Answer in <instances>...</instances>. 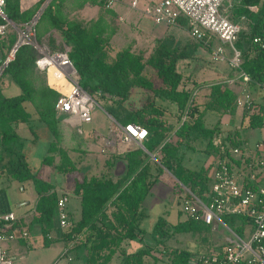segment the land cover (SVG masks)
Wrapping results in <instances>:
<instances>
[{
    "label": "trees",
    "instance_id": "trees-1",
    "mask_svg": "<svg viewBox=\"0 0 264 264\" xmlns=\"http://www.w3.org/2000/svg\"><path fill=\"white\" fill-rule=\"evenodd\" d=\"M44 1L38 0L23 8L20 0H8L6 11L19 24L30 20ZM107 2L50 0L39 18L37 37L40 41L48 37L55 50V40L58 38L47 32L56 29L70 47L62 51H67L72 58L80 75V84L94 97L95 94L103 97L107 111L120 123L136 122L148 129L143 146L111 155L105 160L104 166L100 168L95 163L96 168H92L81 163L79 154L74 157L69 149L52 141L43 161L51 164L57 154L60 156L57 170L74 173L72 193L80 198L81 204L79 218L72 221L69 229L60 228L57 218L59 192L41 176V172L33 169L17 131V126L25 123L35 133L33 121L37 120L52 127L49 114L57 111L56 101L60 92L49 86L46 70L37 64V48L24 43L17 48L0 75V177L5 175L9 179L32 180L39 198L31 211L30 220L40 223L45 244L58 240L67 245L72 242L71 249H86L88 264L108 263L115 257L119 258V264H145L147 255H152L156 261L168 260L169 264H194L195 258L207 255L211 250L219 251L227 243V240L216 243L212 239L214 224L189 216L171 223L161 214L149 231L141 225L147 215L143 202L164 167L195 193H204L211 165L199 169L189 167L184 163V153L181 152L183 146L196 148L200 142L205 152L219 155L220 141L237 146L245 141L239 130L225 132L220 122L212 127L207 126L205 115L208 110L220 115L236 113L239 106L238 89L245 84L239 75L240 69L250 74V86L256 87L258 82L264 81V0H227L223 13L241 25L235 41V46L242 54L241 68L231 66L230 70L235 73L230 77L208 81H198L193 73L185 75L178 68L181 60L195 58L200 46L210 50L195 37L196 41L182 44L171 35H166L156 40L148 54L133 49L131 44L112 54L109 47L118 26V16L112 6H107ZM87 5L96 6V14L83 16L80 11ZM178 21V24L187 25L188 19L182 16ZM257 36L262 41H255ZM17 39L18 32L12 26L6 35L0 37V68ZM6 78L18 85L19 93H5ZM202 83L209 84V91L206 93L207 99L199 102L198 90L207 85ZM163 100L175 103L176 122L167 118L168 109L162 104ZM254 102L257 111L243 107V124L262 127L264 101L260 103L255 99ZM35 112L38 113L37 120ZM53 132L56 133L54 129ZM5 155H9L8 160L3 162ZM231 157L239 172H249L250 168L251 171H257L263 182L264 165L255 160L264 157V151L258 149L255 155H249L244 162L241 157ZM261 180H244V184L256 187ZM230 218L233 220L234 216ZM224 221L229 223L227 219ZM20 223L19 219L15 226ZM229 226L239 234H244L243 226ZM177 232L202 239L203 244L195 249L174 245L170 239ZM133 239L142 241L143 246L135 251H127L124 243Z\"/></svg>",
    "mask_w": 264,
    "mask_h": 264
},
{
    "label": "built area",
    "instance_id": "built-area-1",
    "mask_svg": "<svg viewBox=\"0 0 264 264\" xmlns=\"http://www.w3.org/2000/svg\"><path fill=\"white\" fill-rule=\"evenodd\" d=\"M29 0H20L21 5ZM227 0H160L154 7L147 6L146 11L155 22L174 25L179 23V18L184 16L190 22V33L193 37L204 42L210 48L217 60H227L230 66L240 69L242 62L241 50L235 46L241 25L230 20L221 7ZM8 0H0V37L7 34L12 26L18 32L16 44L19 46L29 43L37 48L39 56L37 64L46 70L47 80L51 87L60 92L56 101V109L66 113L70 118L79 122H90L93 119V109L97 104L95 97L80 84V75L67 51L53 50L37 37L38 21L42 7L28 21L16 23L7 11ZM137 0L133 1L136 4ZM219 40L221 43L215 44ZM255 41H262L257 36ZM15 44V45H16ZM264 44V42L262 43ZM14 45V46H15ZM14 48V47H13ZM231 50V53L228 50ZM13 49L7 58L14 57ZM239 75L245 81L238 103L251 111H257L255 98L250 90V74L240 69ZM51 77L53 79H51ZM257 87L264 93V81L258 82ZM118 137L123 142H137L143 144L148 136V129L136 122L120 124ZM220 154L213 157L209 171L208 185L202 195L195 193L188 186L180 183V188L185 193L183 197V210L187 216L206 223L214 224L218 221L225 223L223 214H239L251 219L254 228L250 240L230 228L231 234L221 250H211L207 255L195 258L194 264H264V180L258 177L257 171L244 170L239 172L231 155L241 157L246 161L249 155H255L258 149L264 151V142L257 143L255 148H250L247 141L241 146L229 145L222 141ZM143 146V145H142ZM255 149V152L251 151ZM256 163L264 165V157L256 159ZM250 167L252 163L249 164ZM264 175H262L263 177ZM244 180L257 183L258 186L245 185ZM68 194H62L57 201L58 226L67 230L72 225L67 203ZM14 211L0 214V264H12L14 258L8 252L5 243L24 238L35 242L30 226L20 223ZM227 225V224H226ZM51 237L50 234H48ZM72 244V242H71ZM70 247L66 248L65 256L69 264H87L85 259L71 253ZM220 252V253H219Z\"/></svg>",
    "mask_w": 264,
    "mask_h": 264
},
{
    "label": "rangeland",
    "instance_id": "rangeland-1",
    "mask_svg": "<svg viewBox=\"0 0 264 264\" xmlns=\"http://www.w3.org/2000/svg\"><path fill=\"white\" fill-rule=\"evenodd\" d=\"M124 1L126 3L124 8L130 12L131 16L133 14L139 13V15H141L140 18L144 19L143 21L144 23H146V26L149 27L153 25L152 17L150 16V14L147 13L146 7L147 6L154 7V5L158 3L160 0H138V5L136 9L129 7V5L131 6L130 3H132L133 0H124ZM226 2L227 1H225L221 7L222 11L223 8L226 6L225 5ZM127 26L130 28V32L133 33V34L130 33L132 34L131 36L139 34V30H137L138 29L137 23L134 22L133 19L127 22ZM189 26H190V22L187 21V25L185 27H180V30H182L185 35H190ZM127 34L129 35V31H127ZM127 37L134 38V37H130V35ZM41 42L46 43L51 49L54 50L52 43L50 42V39L48 37H45ZM145 42H146V49H148L149 52L152 47L151 44L152 41L149 42L148 40H145ZM219 43H221L219 40L215 42V44H219ZM55 45L57 46L56 48L57 50H68L70 48L69 45H67L61 37H59L58 40H55ZM228 52L231 53V50L229 49ZM206 54L207 55L204 56L205 58L202 57V64H203L202 69L204 68L203 66L210 67L212 64L215 65V63H218L224 69H227L228 66L230 67V64L228 63L227 60L215 59L212 51L209 50V53L206 52ZM195 64L196 62L194 60H190L187 62V65L184 68L187 72H190V70H192L195 67L194 66ZM208 78L211 77L208 75ZM51 79L53 78L51 77ZM6 81L7 78L5 79L4 84L6 83ZM19 92L20 89L16 83H11L8 87L5 86V93L7 95H13ZM95 98L97 100V104L93 109V120L90 122H81V124L77 122L71 123L68 121L71 119L68 115H66V113L57 110L49 114L52 127L48 126L45 122L37 120L38 113L36 112L34 117L36 118L37 122L33 121L35 124L34 126L35 133L31 131L30 127L26 129V127H24L25 125H22L21 132L27 135V137L24 138V142H25L24 151L26 152L29 162L35 171H39L45 174L44 171L45 166L43 165V158L48 154L50 143L54 140L55 137H57L58 140H60V142L64 146L72 145L75 147V151H77L80 147L84 148L89 144V142L85 137L87 134H96L100 136L97 139L94 138L95 144H92L91 147L93 146L95 149H97L96 151H93L94 153L92 159V161L94 160L93 164L97 163L100 168L102 167L101 165L103 162V154H105V152L101 151V141H103L102 135L104 134L113 135L115 133L117 122L109 115V112L106 109V101L104 100V98L99 96L98 94H95ZM162 104L165 105L168 109L167 110L168 115H166L167 118L170 121L176 122V115H175V112L177 110L176 105L168 102H164ZM32 107L33 106L31 105V108ZM31 110L34 111V108H32ZM66 117L68 119H66ZM218 119H219V115L214 110H209L205 117L206 124L209 126L216 124L217 123L216 121ZM226 125L227 127L229 126V128L230 127L236 128L238 126L241 131V134L243 135L244 140L248 142L250 148H255L257 146V143L264 142V126L240 127V123L239 124L228 123ZM53 129L56 131L57 134L56 133L54 134ZM35 134L37 135V140L33 141L31 139L34 138ZM118 134L119 131H116V138L120 139L118 137ZM138 145L139 144H137V146ZM196 146H197L196 148H186L184 150L185 151L184 162L193 168L199 169L204 166L206 160L208 159L209 154L201 148L202 145L200 142H198ZM75 151H73L72 149L73 153H76ZM251 151L255 152V149H252ZM8 156L5 155L3 162H6L8 160ZM152 156L154 157V155ZM154 160H156V158H154ZM55 161L57 163L60 161V156L58 154L55 158ZM162 172L163 173L158 177L157 181L155 182L152 191L146 196L143 202V208L145 209L147 215L142 220L141 225L149 231L152 230L156 220L161 214H164L171 223H176L177 221L182 220L187 216L186 212L183 210V197H181V194H184L185 191L184 190L182 191L180 186H178L180 184L179 183L180 181L178 180V178H176V176L171 170L167 169V167H164V170ZM46 174L48 177L51 178L50 181L52 182V185L57 188L58 192L59 191L61 192L62 189L68 191L70 196L69 206L73 211H75L74 213H77L79 211L80 201L79 199H77L78 197L76 195H73L71 193L73 189V182L71 180V177L74 180V185H75L74 173L69 172L64 179V175L58 173L56 167L52 165L51 170L49 169ZM30 182H32V180ZM17 184L19 183L16 182L14 183V185L12 184L10 187L9 186L8 187L6 186L7 188L5 187L6 190L4 194L7 195V200L3 195V198L6 200L5 204L8 203V201H12V202L27 201L30 198L29 197L30 191H28L29 189L22 190V186L17 187ZM2 186L4 185H1L0 187ZM33 190H35V188ZM76 207L77 210H75ZM14 208L16 209V211H20V209L16 204H14ZM231 216H234L233 220L230 218ZM222 217L224 219H227V221L229 222L228 224H230L233 228L243 226V232H244L243 236L246 240H250L251 232L254 228V223L252 221L245 220L243 216L239 214H235V215L223 214ZM20 222L23 224L24 221L22 222V220L20 219ZM216 233L218 235L219 234L226 235V234H230V230L226 228L224 225L219 224L218 231ZM187 236L190 237L189 239L193 238L191 234L187 235L185 232H177L174 234L173 237H171L170 242L175 245H185L190 248H195L197 245L195 240L187 241L184 244L185 240H187L184 238H186ZM135 241L139 242V240H135ZM59 245L62 246V244L58 242V246ZM71 253L74 252L72 251ZM147 261L148 264H153V262H155L153 261L152 258H148ZM163 261L165 262V260ZM63 262L64 261L62 260L60 264H63Z\"/></svg>",
    "mask_w": 264,
    "mask_h": 264
},
{
    "label": "crops",
    "instance_id": "crops-1",
    "mask_svg": "<svg viewBox=\"0 0 264 264\" xmlns=\"http://www.w3.org/2000/svg\"><path fill=\"white\" fill-rule=\"evenodd\" d=\"M37 1L38 0H29L25 4H22V6H23V8H27ZM49 1L50 0L44 1V3L41 6L42 11L45 8V6L48 4ZM133 1H132V3H130L131 6L129 5V7L136 9V7L138 5V0H137L136 4H133ZM125 4L126 3L124 0H108V2H107V6H112L115 9V11L117 12V16H118L116 19V24H118V26H117L116 32L113 34V36L111 38V44L109 47L110 52L112 54H116L117 51H119L123 47L130 45V44L133 46V49L143 50L146 54H148V49H146L145 40H148L149 42L152 41L151 44L153 46L158 38L166 36V35H171L177 42L182 43V44H185L189 41L195 40L193 38V36H191L192 35L191 33H190V35H185L183 33V31L180 30V27H185L186 24L180 23V24H174V25H167L164 23H157V22H155L153 17L150 15L152 17L153 25L148 27V26H146V23H144V21H143L144 19L140 18L141 15H139V13L133 14L134 16L133 15L131 16L130 12L124 8ZM96 12H97L96 6H92V5H87L85 8H83L80 11V13H82L83 16H92V15L96 14ZM132 19L134 22L137 23V28H138L137 30H139V34H136L133 36H131L133 33L130 32V28L127 26V22L131 21ZM127 31H129L130 37H134V38L127 37V36H129L127 34ZM51 33L55 36L57 35L56 37L59 39L60 36H59V33L56 31V29L53 28L47 32V34H51ZM130 33H132V34H130ZM206 52L209 53V50L206 47L200 46L195 52L196 57L191 58V59L181 60L179 62L178 68L181 71H183L185 75L186 74L189 75V74L193 73L194 77L198 81H204V80L208 81V79L209 80H214V79L222 80L223 78L230 77L233 73H235V71L230 70L231 66L230 67L228 66L227 69H224L218 63H215V65L212 64L210 67L203 66L204 68L202 69L203 64H202V58L201 57L202 56L204 57L205 55H207ZM190 60H194L196 62V64L194 65L195 67L192 70H190V72H187L184 67L187 65V62ZM208 75L211 78H208ZM47 82H48V80H47ZM230 82H232V81H230ZM11 83H12V81H10V79H7L4 86L8 87ZM202 84H207V83H202ZM208 85L209 84L203 85V87L198 90V92H199L198 101L199 102H204L207 99L206 93H208V91H209ZM191 86H192V84H191ZM242 89H243V86L238 89L239 95L241 94ZM250 90H251L254 98L257 99L260 103L262 101H264L263 93L259 90V88L257 86L253 87L251 85ZM164 102L173 103V102H170L168 100H163V103ZM237 102H238V99H237ZM173 104H175V103H173ZM243 110H244L243 106L239 104L238 109L234 115H232L231 113H225L223 115H220L218 113L219 119L216 122L217 123L220 122V126L225 132H229L232 130H239L240 131L238 126L236 128H233V127L229 128V126L227 127L226 124H228V123L239 124L240 123V127H243L244 126L243 121L245 120V118L243 117V114H244ZM207 112H206V114H207ZM109 115L117 122V126L115 128V133L113 135H106V134L102 135L103 141H101V151L105 152V154H103V162H102L101 166H104L105 160L107 158H109L111 155L123 154L124 152L137 147V144H139V143L134 142V141L133 142H123L122 140L116 138V131L119 130L120 124H122V123L117 121L110 113H109ZM166 115H168V111L166 112ZM205 117H206V115H205ZM66 119H68V118L66 117ZM70 119L71 120H68V121L71 123L77 122V123L81 124V122H79L78 119H74V118H70ZM205 123H206V121H205ZM216 124H214L212 126H215ZM22 125H25L24 127H26V129H28L29 126L25 123H20L17 126V131L19 132L20 138L22 140L21 145H23V149H24V143H25L24 138H26L27 135H25L24 133L21 132ZM207 126H209V125H207ZM212 126H210V127H212ZM240 133H241V131H240ZM241 136L243 137L242 134H241ZM85 137H86L87 141L89 142V144L84 148L80 147L77 151H75V147L72 145H71L72 147L71 146H64L60 142V140H58L57 137H55L53 141H56L59 146L69 149L70 152H72V149H73V151H75L76 153L72 152V154L74 155V157H75V154L76 155L79 154L80 158H81V163H84L85 165H88L92 168L93 167L96 168V166H95L96 164H93L94 160L92 161V159H93V155H94L93 151H96L97 149H95L93 146L91 147V145L95 144L94 138L97 139L100 136L96 135V134H87ZM31 140L36 141L37 135H35L34 138ZM142 145L139 144L138 146H142ZM185 149L186 148L184 146L181 148V152L184 153V156H185V151H184ZM48 152H49V150H48ZM213 157H214V154H209L208 159L206 160L204 166H209V164L213 160ZM55 162L56 161L54 160L53 163L48 164V163H44V161H43V165L45 166L44 167L45 174L42 173V175L44 176L45 180H47L49 182H51L50 181L51 178L48 177L46 173L49 169L51 170L52 165H54L56 167L57 162L56 163ZM185 164H187V163H185ZM189 167H191V166H189ZM191 168H193V167H191ZM56 169H57V167H56ZM97 169L99 170L100 168L97 167ZM195 169H198V168H195ZM263 170H264V166H263ZM153 171H155L154 168H153ZM57 172L60 174H63L64 179H65V176L69 173V172L63 173V172H60L58 170H57ZM263 175H264V173H263ZM71 180L73 182V189H74L75 185H74V180L72 179V177H71ZM30 181H31L30 179L24 180V181H20L18 179H9L5 175L0 177V186L4 185V186L0 187V214L8 212V211L16 212V214L22 220V222L24 221L23 225H27V226L31 227L32 232L34 234V238H35V242H33V243L30 242L28 239H24V238H16L17 240L13 239V240H10V241L5 243L7 250L9 251V253L14 258L12 264H60V262L62 260L64 261L63 264H69V261L67 260V258L65 256V250H66V248H68L70 246L67 245V243L62 241V240L53 241L49 244H45V239H44V236H43V233L41 230L40 223L30 220V218L32 217L31 211L35 208V206L37 204V200L39 198V194H38V192L34 186L33 181L32 182H30ZM16 182L19 183V184H17V187L22 186V190L29 189L28 191H30V196H29L30 198L27 201H19V202L8 201V203L5 204V202L7 200V195H5L4 192L8 186L10 187L12 184L14 185V183H16ZM34 188H35V190H33ZM53 188L55 190H57L56 187H53ZM73 189H72V191H73ZM72 191H71V193H72ZM64 193L68 194V196H69V193L67 190L62 189L61 192L59 191L60 196ZM3 195L5 196L6 200L3 198ZM73 195H75V194H73ZM77 199H79V201H80L79 197ZM69 200H70V196H69L68 203H67V209H68L70 217L72 216L71 220L73 221V220H76L77 218H79V216H80L81 204L79 207V211L77 212L78 213V215H77V213H74L75 211H73L70 208ZM14 204H16L18 206L20 211H16V209L14 208ZM75 210H77V207ZM225 223H226V221H225ZM219 224L224 225L229 230L231 228L228 223H226L227 224L226 225V224L218 222V221L214 222L212 239L216 243H221V242L226 241L231 234V231H230V234H226V235L219 234L218 235L216 232L218 231V225ZM50 235L52 236V234H50ZM192 237H193L192 239H189L190 237L187 236L186 238H184L187 240H185V242L184 241H182V242H184V244H185L187 241L195 240L197 243L195 248H197L198 246L203 244L201 242L202 239L196 238L195 236H192ZM135 240L134 239L128 240L124 243L127 251H135V250H138L139 248H141L143 246L142 241L137 242ZM58 242L61 243L62 246L61 245L58 246ZM177 246L186 247L185 245H177ZM195 248H193V249H195ZM33 251H34V253H33ZM70 251L71 252L73 251L74 252L73 254H76L77 257L85 259V261L87 263V260L85 258L86 249H83L82 247H79L76 250L70 248ZM148 258H152L153 261H155V262H153V264H161V263L162 264L163 263L169 264L168 260H165V262H164L163 261L164 259H162V260L159 259L156 261V259L152 255H147L145 257V264H148V261H149V260L147 261ZM159 262H161V263H159ZM102 264H119V258L115 257L112 261H110L108 263H102Z\"/></svg>",
    "mask_w": 264,
    "mask_h": 264
},
{
    "label": "water",
    "instance_id": "water-1",
    "mask_svg": "<svg viewBox=\"0 0 264 264\" xmlns=\"http://www.w3.org/2000/svg\"><path fill=\"white\" fill-rule=\"evenodd\" d=\"M18 47H19V44L17 43V44L14 46V48H13V53H14V54H15V52H16V50H17ZM9 60H10V58H7V59L5 60L4 65L0 68V75L2 74L5 65L7 64V62H8Z\"/></svg>",
    "mask_w": 264,
    "mask_h": 264
}]
</instances>
